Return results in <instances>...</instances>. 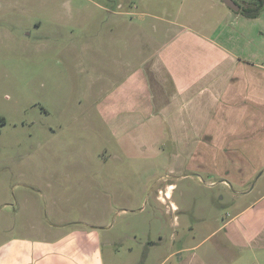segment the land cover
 Returning a JSON list of instances; mask_svg holds the SVG:
<instances>
[{"label": "rangeland", "instance_id": "obj_1", "mask_svg": "<svg viewBox=\"0 0 264 264\" xmlns=\"http://www.w3.org/2000/svg\"><path fill=\"white\" fill-rule=\"evenodd\" d=\"M146 1L148 10L165 7L194 30L208 25L210 36L223 21L214 39L264 63V7L255 18L236 20L238 13L222 0ZM144 2L19 0L15 10L9 6L0 15V250L8 240L35 239L41 232L71 233L77 226L56 229L51 224L58 223L51 218L61 222L73 217L71 212L78 207L97 205L98 213L108 212L103 221L107 228L100 231L105 264H163L166 253L146 256L149 237L173 235L169 242L175 241L176 249L180 235L193 234L194 242H185L190 247L217 229V220L227 221L259 199L257 189L264 179L242 188L234 183L226 187L214 178L211 186L208 177L198 178L181 166L192 146L178 130L174 141L165 123L147 118L151 109L156 115L159 103L149 97L145 76L150 65L141 64L148 53L132 60L140 74L134 91L132 86L131 92H119L131 72L117 65L114 55L119 48L126 49L121 39L113 38L117 18L100 6L116 11L120 4L125 11L140 12ZM230 12L231 20H223ZM132 19L136 31L148 20L127 16L119 20L120 28ZM10 22L18 26L15 32ZM184 52L187 58L192 54ZM173 162L175 172L169 170ZM256 183L255 192L246 195ZM168 185H174L176 210L169 202L162 206L156 201L159 189ZM263 205L256 203L243 215L250 216ZM94 210L88 209V217ZM204 220L210 225L202 229ZM214 242H205L196 253L205 257ZM245 255L243 264H255L257 258L264 263L258 246H247Z\"/></svg>", "mask_w": 264, "mask_h": 264}, {"label": "crops", "instance_id": "obj_2", "mask_svg": "<svg viewBox=\"0 0 264 264\" xmlns=\"http://www.w3.org/2000/svg\"><path fill=\"white\" fill-rule=\"evenodd\" d=\"M18 2L0 0V15L7 12L9 6L15 10ZM143 4L144 9L140 12L125 11L120 4L116 11L100 6L101 10L117 18L119 26L112 31L116 34L113 38L121 39L123 49H126L119 48L114 55L116 64L131 72L125 77V83L120 86L116 83L119 92H131L132 86L134 91L140 74L132 60L135 55L139 59L148 53L141 64H149L150 69L146 76L143 75L149 84L150 99H158L159 103L156 115L151 109L147 118L165 123L172 138L178 130L179 136L192 146L181 166L184 164L186 170L198 178L201 175L208 177L211 186L215 185L214 178L220 179L226 187L234 183L242 188L250 187L255 179L257 182L264 179V63L257 58L245 57L242 52L237 53L231 43L214 39L213 34L219 31L223 21L212 29L210 36L206 33L211 28L208 25H203V31L194 30L169 15L165 7L153 11L147 9L146 0ZM127 16H137L143 21L150 19L151 22L147 20L146 26L136 31V22L132 19L126 27L120 28L119 20ZM231 17L232 12L227 13L223 20ZM236 17V20L247 18L239 13ZM9 25L11 30L18 27L15 22ZM221 35L228 38L227 34ZM186 50L192 51L188 58ZM154 84L159 85L158 88ZM173 140L177 141V137ZM175 169L173 162L169 170L175 172ZM137 171L143 172L141 168ZM67 179H72L71 175L68 174ZM173 188L174 185H168L164 190L159 189L156 201L162 206H168L169 202L171 209L176 210L178 205L173 201ZM256 188L257 183L245 194L252 195ZM263 188L264 184L257 189V201L229 220L221 221L223 224L217 220L219 227L197 244L185 246L187 240L194 242L195 237L193 234L180 235V245L175 249L176 242H169L174 239L173 235L168 239L157 234L148 238L146 256L166 253L163 262L175 259V264H243L247 259V246H258L264 252V205L250 216L243 215L256 203L264 204ZM69 191H72L70 187ZM91 208L95 210L88 217ZM99 208L97 205L78 207L74 212L72 210L73 217L64 212L71 218H61V222L54 220L56 216H47L45 220L51 218L58 223H52L53 228L62 229L70 224L77 228L61 235L44 236L41 232L35 239L8 240L0 250V264H105L100 231L107 228L103 221L108 212L98 213ZM32 220H36V216ZM175 220V227H179V219ZM202 224V229L210 225L205 220ZM213 239L215 248H207L205 260L196 252ZM255 264L264 263L257 258Z\"/></svg>", "mask_w": 264, "mask_h": 264}, {"label": "trees", "instance_id": "obj_3", "mask_svg": "<svg viewBox=\"0 0 264 264\" xmlns=\"http://www.w3.org/2000/svg\"><path fill=\"white\" fill-rule=\"evenodd\" d=\"M256 2L257 4L254 6L252 3L248 5V7L245 8L241 14L247 18H255L264 7V0H256Z\"/></svg>", "mask_w": 264, "mask_h": 264}, {"label": "water", "instance_id": "obj_4", "mask_svg": "<svg viewBox=\"0 0 264 264\" xmlns=\"http://www.w3.org/2000/svg\"><path fill=\"white\" fill-rule=\"evenodd\" d=\"M222 2L234 12L239 13L241 11V7L234 0H222Z\"/></svg>", "mask_w": 264, "mask_h": 264}, {"label": "flooded vegetation", "instance_id": "obj_5", "mask_svg": "<svg viewBox=\"0 0 264 264\" xmlns=\"http://www.w3.org/2000/svg\"><path fill=\"white\" fill-rule=\"evenodd\" d=\"M236 4H238L240 7H241V11L239 12V14L242 13V11L248 7V5H250L251 3H248L247 5L245 6H241V4L238 2V0H234Z\"/></svg>", "mask_w": 264, "mask_h": 264}]
</instances>
